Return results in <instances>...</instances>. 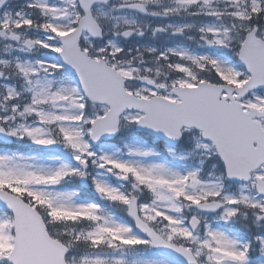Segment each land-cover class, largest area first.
Instances as JSON below:
<instances>
[{
	"label": "snow or ice",
	"instance_id": "1",
	"mask_svg": "<svg viewBox=\"0 0 264 264\" xmlns=\"http://www.w3.org/2000/svg\"><path fill=\"white\" fill-rule=\"evenodd\" d=\"M0 264H264V0H0Z\"/></svg>",
	"mask_w": 264,
	"mask_h": 264
}]
</instances>
